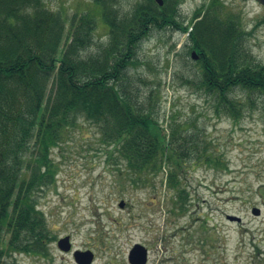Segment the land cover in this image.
<instances>
[{
  "label": "trees",
  "instance_id": "trees-1",
  "mask_svg": "<svg viewBox=\"0 0 264 264\" xmlns=\"http://www.w3.org/2000/svg\"><path fill=\"white\" fill-rule=\"evenodd\" d=\"M48 1L0 0V264H18L8 258L19 254L47 255L51 238L35 194L55 183L52 151L82 122L111 147L107 156L121 182L145 185L172 163L169 184L178 187L186 164L212 161L194 147V135L181 132L184 124L167 136L152 94L140 101L129 86L128 71L153 29L189 34L199 56L196 86L216 114L237 121L247 110H264V63L220 0L200 6L184 28L183 0L137 1L128 9L124 0H92L109 27L105 43H96L90 13L69 19ZM187 198L180 190L182 206Z\"/></svg>",
  "mask_w": 264,
  "mask_h": 264
},
{
  "label": "rangeland",
  "instance_id": "rangeland-1",
  "mask_svg": "<svg viewBox=\"0 0 264 264\" xmlns=\"http://www.w3.org/2000/svg\"><path fill=\"white\" fill-rule=\"evenodd\" d=\"M137 1L144 0L123 2L128 9ZM210 2L183 0V28ZM220 2L239 17L248 47L264 63V6L255 0ZM46 5L69 19L90 13L97 21L96 43L107 42L109 27L92 0H49ZM191 45L187 32L153 29L128 71L129 86L140 101L152 94L167 136L175 123L184 124L181 132L194 135V147L212 161L186 164L178 187L169 184L171 162L145 185L121 182L107 156L111 147L102 144L92 123L82 122L52 151L55 183L35 194L51 238L47 255L19 254L10 261L76 264L72 253L57 246L70 236L73 250L93 252V264H130L135 245L147 249V264H264V110H247L237 121L216 114L213 100L196 86L200 65ZM180 190L188 196L185 206ZM253 208L261 215L255 216Z\"/></svg>",
  "mask_w": 264,
  "mask_h": 264
},
{
  "label": "water",
  "instance_id": "water-1",
  "mask_svg": "<svg viewBox=\"0 0 264 264\" xmlns=\"http://www.w3.org/2000/svg\"><path fill=\"white\" fill-rule=\"evenodd\" d=\"M255 1H257L258 3L264 6V0H255ZM155 2L159 6L164 5V0H155ZM193 58L194 59L198 58L196 51L193 52ZM124 205H125L124 201L120 203L121 208H123ZM252 211L255 216L261 215V210L259 208H253ZM228 219L232 222H238V223L241 222V219L236 216H228ZM58 246L62 251L70 252L72 249V243H71L70 237L67 236V237L60 239L58 242ZM75 258L79 264H92L94 260V254L91 251H85V252L76 251ZM146 260H147L146 249L141 245H135V247L133 248L130 254V261L134 264H145Z\"/></svg>",
  "mask_w": 264,
  "mask_h": 264
},
{
  "label": "flooded vegetation",
  "instance_id": "flooded-vegetation-1",
  "mask_svg": "<svg viewBox=\"0 0 264 264\" xmlns=\"http://www.w3.org/2000/svg\"><path fill=\"white\" fill-rule=\"evenodd\" d=\"M59 242V241H58ZM57 246H58V243H57ZM58 249L61 251V252H63L64 254H70V253H72L73 254V257H74V260H75V262H76V264H79L78 262H77V260H76V258H75V252H76V250H72V251H70V252H64V251H62L60 248H59V246H58ZM133 250V249H132ZM131 250V251H132ZM88 251V250H87ZM130 254H131V252H130ZM147 261H148V251H147V260H146V262H145V264H147ZM129 263L130 264H134V263H132L131 261H130V255H129ZM93 264V263H92Z\"/></svg>",
  "mask_w": 264,
  "mask_h": 264
}]
</instances>
